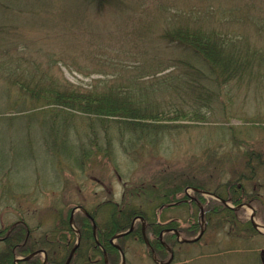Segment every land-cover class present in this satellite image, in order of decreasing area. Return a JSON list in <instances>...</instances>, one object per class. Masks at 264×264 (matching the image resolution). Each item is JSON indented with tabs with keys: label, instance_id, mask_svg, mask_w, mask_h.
Segmentation results:
<instances>
[{
	"label": "rangeland",
	"instance_id": "rangeland-1",
	"mask_svg": "<svg viewBox=\"0 0 264 264\" xmlns=\"http://www.w3.org/2000/svg\"><path fill=\"white\" fill-rule=\"evenodd\" d=\"M175 24L256 54L249 77L214 87L186 50L163 39ZM263 55L264 0H0V227L23 218L48 228L68 200L91 209L131 187L188 182L213 194L237 181L264 198ZM47 89L128 95L159 121L132 130L128 121L75 114L65 128L29 96ZM194 189L183 194L195 198ZM239 210L264 226L255 205ZM191 214L200 222L193 208L164 217L185 226ZM202 227L171 264H264V230L247 239ZM128 246L125 264H154L143 246Z\"/></svg>",
	"mask_w": 264,
	"mask_h": 264
},
{
	"label": "trees",
	"instance_id": "trees-1",
	"mask_svg": "<svg viewBox=\"0 0 264 264\" xmlns=\"http://www.w3.org/2000/svg\"><path fill=\"white\" fill-rule=\"evenodd\" d=\"M109 1L94 0L99 7L105 6ZM162 37L165 41L175 43L186 50L185 52L198 64V68L206 72L207 80L212 82L214 87L249 77L255 59L258 58L254 53L241 51L219 34L204 31L200 27L190 28L175 24L174 27L167 29ZM262 63L264 65V55ZM49 90L53 89L35 90L29 96L33 101L42 98L49 107L48 115L53 119L58 118L65 128L71 121L70 117H74L75 114L128 121L132 130L149 128L153 124L156 127L155 124L159 121L156 115L152 114L154 113L152 109L148 110L143 105L135 104L128 95ZM146 119H149L150 124L142 122ZM102 153H105V150ZM78 154L77 148L73 155ZM255 159L261 164L259 158ZM77 160L79 158H75V162ZM252 160L250 158L247 164ZM251 169L254 173V167ZM253 173L246 180L254 179ZM187 188L200 191L199 187L188 182H180L167 189L154 186L131 187L126 188L119 202L106 200L91 209L85 208L82 203L74 205L68 200L63 206L54 207L53 221L48 228H44L41 222L35 226L29 225L22 218L11 226L0 227V264H15L16 259H21L17 264H43L44 257L41 254L28 258L35 252H44L46 264H65L78 238V247L69 264H74L80 259L87 264H104V258L107 264H119L121 253L126 259L128 245L131 243L143 246L148 257L152 259L154 255L156 260L162 262L169 256L165 246L173 253L176 247L186 246L177 241L175 232L187 239L195 238L199 234L200 222L192 214L189 215L185 226H181L177 218L164 217L166 211L174 212L179 208L190 210L193 208L199 211L195 202L183 194ZM198 191L195 192L194 199L203 207V222L208 227L213 226L214 229L221 230L229 228L230 236L244 233L247 239L258 234L250 221L242 219L241 211L230 208L228 203L234 207L255 205L256 216L264 225V198L255 188L248 193L242 185L237 184V181L220 186L213 195L227 203L229 207L218 200L205 201ZM76 208H81L88 216L78 211L73 214L71 224L70 218ZM132 225L133 229L128 235L112 244L114 237L127 232ZM164 231H167L162 238L165 246L159 239ZM235 238L238 239L240 236ZM144 239L147 240L149 247L146 246ZM26 258L28 259L25 260Z\"/></svg>",
	"mask_w": 264,
	"mask_h": 264
},
{
	"label": "water",
	"instance_id": "water-1",
	"mask_svg": "<svg viewBox=\"0 0 264 264\" xmlns=\"http://www.w3.org/2000/svg\"><path fill=\"white\" fill-rule=\"evenodd\" d=\"M194 191H196V190H194ZM203 195H207V196H209V197H211V198H213V199H215V200H218L219 202L223 203L225 206L228 207L227 203H225L224 201L220 200V199H219L218 197H216L215 195L208 194V193H203ZM244 206H245V205L238 206V207L236 208V210H237V209H241V208H243ZM246 206L249 207L248 205H246ZM232 209H233V208H232ZM77 211H81V212L85 213L81 208H76V209H74L73 212H72V216H71V218H70V223H71V224H72V217H73V214H74L75 212H77ZM85 215L88 216L86 213H85ZM202 217H203V212H202V208H200V220H201V226H200V233L198 234V236H197L196 238H194L193 240H183V241H180L179 238H178V235H177V240L180 241L181 243H185V244H190V243H195V242H197V241L201 238V236H202V234H203V227H202V224H203V218H202ZM250 220H251V222H252L251 224H252L253 228H255L256 230H260V229H261V230H264V226H261V225H258V224H255V223H254V221H253V220H254V214H252ZM93 227H94V225H93ZM132 229H133V225H132V227H131L127 232H125V233H123V234H120V235L114 237L113 240H112V244H114V242H115L117 239H119V238H121V237H123V236H125V235H128V234L132 231ZM143 229H144V226H143ZM144 240H145V239H144ZM160 241L162 242L161 238H160ZM144 242H145L146 246L149 247V244H148L147 240H145ZM78 244H79V238L77 239L76 245L73 247V249H72V251H71V253H70V255H69L67 261L65 262V264H69V263H70V261H71V259H72V257H73V254H74V252L76 251V249H77V247H78ZM162 244L164 245L163 242H162ZM164 246H165V245H164ZM165 248H166L167 252H169V254H170L169 259H168L166 262H159L158 260H156L155 256L153 255V256H152V260H153L154 264H171V262H172V260H173V253H172L171 249H169L168 247L165 246ZM118 250H119V249H118ZM119 252H120V250H119ZM120 253H121V252H120ZM39 254L43 255V257H44V262H43V264H46V256H45L44 252H35V253L32 254L31 256H29L28 258L34 257V256L39 255ZM120 256H121V264H125V258H124V256H123V254L121 253ZM28 258H26L25 260H27ZM19 261H21V259H16L15 263L17 264V262H19ZM104 264H107V260H106V258H104Z\"/></svg>",
	"mask_w": 264,
	"mask_h": 264
},
{
	"label": "flooded vegetation",
	"instance_id": "flooded-vegetation-1",
	"mask_svg": "<svg viewBox=\"0 0 264 264\" xmlns=\"http://www.w3.org/2000/svg\"><path fill=\"white\" fill-rule=\"evenodd\" d=\"M192 202H195V204L197 205V207H198V205H199V203L197 202V200L196 199H194V198H192ZM167 231H164V232H162V234H161V236H160V238H161V240H162V238H163V235L166 233ZM175 232V231H174ZM176 233V238H177V235H178V238H179V233H177V232H175ZM159 238V239H160ZM178 241V240H177ZM179 242V241H178Z\"/></svg>",
	"mask_w": 264,
	"mask_h": 264
}]
</instances>
